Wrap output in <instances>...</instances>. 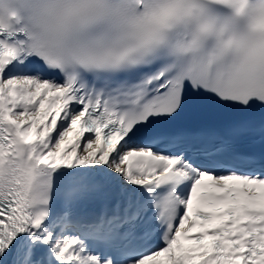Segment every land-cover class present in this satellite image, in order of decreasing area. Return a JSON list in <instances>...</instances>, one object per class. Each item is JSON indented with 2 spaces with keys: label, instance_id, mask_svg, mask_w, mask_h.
<instances>
[{
  "label": "snow or ice",
  "instance_id": "6c2138e0",
  "mask_svg": "<svg viewBox=\"0 0 264 264\" xmlns=\"http://www.w3.org/2000/svg\"><path fill=\"white\" fill-rule=\"evenodd\" d=\"M0 264H264V0H0Z\"/></svg>",
  "mask_w": 264,
  "mask_h": 264
}]
</instances>
